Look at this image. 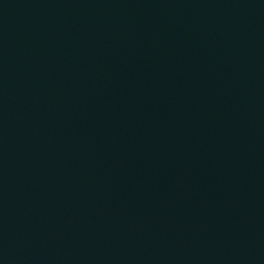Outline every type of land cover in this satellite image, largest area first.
Returning a JSON list of instances; mask_svg holds the SVG:
<instances>
[{"label":"water","instance_id":"95a60500","mask_svg":"<svg viewBox=\"0 0 264 264\" xmlns=\"http://www.w3.org/2000/svg\"><path fill=\"white\" fill-rule=\"evenodd\" d=\"M0 264H264V0H0Z\"/></svg>","mask_w":264,"mask_h":264}]
</instances>
